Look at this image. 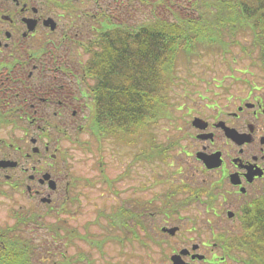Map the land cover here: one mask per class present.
I'll return each instance as SVG.
<instances>
[{
  "label": "flooded vegetation",
  "instance_id": "obj_1",
  "mask_svg": "<svg viewBox=\"0 0 264 264\" xmlns=\"http://www.w3.org/2000/svg\"><path fill=\"white\" fill-rule=\"evenodd\" d=\"M146 1L133 9L132 0H0V203L10 206L11 217L0 225V254L20 239L28 258L22 261L33 264L37 246L29 227L51 233V216L59 214V233L43 241L40 263L175 264L178 256L187 264H241L240 250L223 240L242 232L247 209L264 197L261 96L246 112L242 102L227 116L212 96L192 99L189 126L179 125L184 133L176 147L167 145L158 156L154 204L143 196L149 176L130 184L128 169L113 174L102 167L94 114L99 97L111 92L101 65L115 57L114 43L98 40L107 26L96 23L131 10L145 15ZM131 26L123 31L129 34ZM242 113L251 119L244 118L245 127L231 121ZM226 126L238 136L227 135ZM93 138L100 168L79 174L71 168L76 152ZM177 152L183 155L176 158ZM209 154L218 163L208 166L203 158ZM87 187L100 193L92 197ZM69 215L79 225L73 234L66 232ZM74 237L88 245L67 255ZM10 253L9 263L17 262V251Z\"/></svg>",
  "mask_w": 264,
  "mask_h": 264
},
{
  "label": "trees",
  "instance_id": "obj_2",
  "mask_svg": "<svg viewBox=\"0 0 264 264\" xmlns=\"http://www.w3.org/2000/svg\"><path fill=\"white\" fill-rule=\"evenodd\" d=\"M157 2L154 0V5ZM189 4L196 10L195 15L174 11V19L158 15L144 18L130 23L129 34L122 28L125 21L105 18L96 23L107 26L97 32L98 40L112 41L115 57L113 64L101 65L104 81L111 83V92L99 97L101 106L94 114L101 137L118 135L126 139V133L130 135L160 116L169 115L174 102L170 86L177 76L178 59L198 57L205 51H230L232 45L242 43L237 36L244 30L252 34L250 42L258 48L264 68V0H190ZM92 61L90 54L86 62L90 75L95 71ZM166 146L161 143L156 151H146L145 156H159ZM241 226L242 232L224 239V243L233 242L240 250L241 264H264V197L247 209ZM7 249L0 256H6L8 264L10 251L20 250L21 242ZM18 257L19 262L26 259L21 252Z\"/></svg>",
  "mask_w": 264,
  "mask_h": 264
},
{
  "label": "rangeland",
  "instance_id": "obj_3",
  "mask_svg": "<svg viewBox=\"0 0 264 264\" xmlns=\"http://www.w3.org/2000/svg\"><path fill=\"white\" fill-rule=\"evenodd\" d=\"M153 2L154 0H147L145 2V15L139 16L136 11L131 10L129 14L115 16V20L135 23L138 20L151 18L155 15L166 19H174V11H177V13L179 12L178 14L180 15H195L197 13L194 8L190 7V0H158L155 5ZM135 5H138L137 0H132L131 7H133V9ZM136 7L138 8V6ZM237 37L240 38L242 43L232 45L230 51H205L203 55L198 57L178 59L175 70L177 76L173 77L174 81L170 86V99L174 102L173 105L170 106L169 115L160 116L155 122L141 126L140 129L138 128L139 130L136 129L130 135L126 133V136L128 135L126 139H118L116 135H114V137L112 135L106 136L102 139V157L105 159V166L102 167H104V169L106 168L110 172L113 171V174L121 173L128 169L132 179L130 184L137 183L136 180H138V175L149 176L147 177L145 183L146 189L143 193L148 205L156 202L155 191L158 190V182L153 179L154 175L158 173V165H160V162L157 158L158 155L147 158L145 156L146 151L147 153L156 151L157 145L161 143L170 147H176V144L173 143L176 142L177 139L179 140L180 134L184 133H181V127H179V125L183 127L189 126L188 120L193 113L191 110H188V107L192 106L190 103L192 99L195 101L199 98V94H203L205 101H211L207 100L206 96H212L214 99H217L218 103L224 105L221 113H224L226 116L228 110H235L236 108L234 107L242 102V104L245 105L244 112H246L248 107L254 105V96H261L262 100H264V68L261 63L262 60L258 57V48H255L253 43L250 42L252 34L249 30L240 32ZM209 108L210 112L214 111L211 106H209ZM242 114L239 118H236L235 121L230 119L233 124H239L245 127L243 126L246 123L245 120L251 119L248 113ZM246 116H248V118ZM249 123H252V121ZM81 137H86V133H82ZM181 139L180 143L184 141L182 137ZM96 145L97 142L93 138V143L91 142L88 144V149L84 147L82 150L76 152L74 165H72L71 168H73V170L75 169L79 174H92L96 172L97 169L100 168L97 162L98 154ZM182 155L183 154L179 152L176 158ZM87 189H91L88 191H90L92 197H97L96 194L100 193V190H92L93 187H87ZM197 201L198 200L195 202ZM89 204L88 202V207ZM54 217L55 219H52L51 216L50 220L52 223V231L54 233H59V214H55ZM10 220V206L7 203H0V225H4L5 222ZM75 226L78 227L79 225L76 224L69 215L66 232L73 234L75 232V230L73 231V229H75L73 227ZM29 228L30 230L28 231L30 236L33 242H36L37 246L35 248L33 259L35 262L33 264H44L40 263L39 257L43 256V241L52 240V231L49 233L37 226H35V228ZM76 231L79 232L78 230ZM73 239L74 243L66 247L67 255L75 252L77 248H84L85 245H88L87 242L80 241L78 238L74 237ZM13 240L16 242L20 241V239ZM85 240L92 243V238L90 240ZM55 246H57L58 249L59 244H55ZM101 248L102 247H99V249ZM232 264L236 263L233 262Z\"/></svg>",
  "mask_w": 264,
  "mask_h": 264
},
{
  "label": "water",
  "instance_id": "obj_4",
  "mask_svg": "<svg viewBox=\"0 0 264 264\" xmlns=\"http://www.w3.org/2000/svg\"><path fill=\"white\" fill-rule=\"evenodd\" d=\"M196 120H199V119H194V122H196ZM226 128V133H227V135H229V136H232V137H237L238 135L235 133V130H234V128H232V127H230V126H226L225 127ZM216 155H218V153H216ZM200 156V155H199ZM201 157V156H200ZM204 159V161L206 162V164L208 165V166H211V165H215L216 163H218V161H215L214 160V155L213 154H209V155H205V158H203ZM213 160H214V162H213ZM173 258H174V263L175 264H187V263H182V261H180V259H177V258H179L178 256H173ZM176 258V259H175Z\"/></svg>",
  "mask_w": 264,
  "mask_h": 264
}]
</instances>
